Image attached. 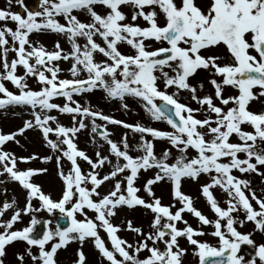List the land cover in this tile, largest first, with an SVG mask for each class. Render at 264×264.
Instances as JSON below:
<instances>
[{
    "label": "snow or ice",
    "instance_id": "obj_1",
    "mask_svg": "<svg viewBox=\"0 0 264 264\" xmlns=\"http://www.w3.org/2000/svg\"><path fill=\"white\" fill-rule=\"evenodd\" d=\"M13 5L23 12L13 10ZM141 19L143 24L137 22ZM34 33H55L70 49L59 39L48 49L31 39ZM123 45L130 50L123 51ZM219 47L226 48V56L204 54ZM59 61L71 62V78L58 75L64 71ZM18 66L23 75L17 74ZM200 71L208 73L212 89L203 95L199 93L204 84L191 83ZM29 77L39 88L29 86ZM4 81L18 91L9 90ZM229 87L235 94H225ZM97 89L118 100L125 111L130 110L127 99L134 98L151 120L166 122L171 130L126 122L74 99ZM185 91L199 107L181 101ZM55 97H63L64 103L53 102ZM260 97L264 0H38L36 10L25 0H7V7L0 8V109L22 106L30 118L15 131H0V176L25 190L23 207L15 196L0 205V264H5L7 248L20 241L26 247L16 253L17 264H58V250L72 241L80 245L74 264H87L83 245L88 240L107 264H184L189 251L197 264H264V242L253 238L256 232L264 233V192L258 195L248 178L253 173L264 177V111L250 109L251 101ZM53 111L69 114L71 125L65 126ZM109 125L128 131L115 140ZM26 130H38L51 154L18 156L3 147L9 141L19 144L16 137ZM82 130H90L97 144L95 159L78 147ZM129 133L138 134L134 144ZM233 135L238 142H233ZM97 137L107 145V154ZM155 141H166L169 147L157 153ZM189 150L195 154L189 155ZM37 159L45 164L55 161L63 183L58 199L33 180L48 168L19 167ZM65 160L70 163L67 170ZM80 160L89 165L87 171ZM106 164L109 171L101 175ZM153 169L143 184L145 199L136 183L141 170ZM202 175L208 181L200 185L201 194L214 218L182 190L184 179L199 182ZM165 181L179 207L163 203L155 194L153 186ZM105 185L107 190L100 191ZM216 188L225 195L223 205L214 194ZM137 206L152 214L147 231L128 218L114 223L121 209ZM57 210L67 226L57 223L53 229L52 221L44 220L42 235L37 233L35 226L41 221L36 214ZM185 213L195 217L199 227H193ZM24 215L31 216L28 225L15 228ZM246 222L254 225L252 231L238 229ZM121 231L137 238H122ZM206 235L215 242L200 239ZM181 238L190 249L180 245Z\"/></svg>",
    "mask_w": 264,
    "mask_h": 264
},
{
    "label": "rangeland",
    "instance_id": "obj_2",
    "mask_svg": "<svg viewBox=\"0 0 264 264\" xmlns=\"http://www.w3.org/2000/svg\"><path fill=\"white\" fill-rule=\"evenodd\" d=\"M25 3L32 9L36 10V5L38 3V0H25ZM7 7V0H0V8H5ZM13 10L23 12V9L13 5ZM126 11H129L126 9ZM82 19L84 17H81ZM63 22V21H61ZM138 23L143 24V20L137 21ZM31 39L33 40H39L41 43H43L48 49H51L54 45V43L59 39L61 46L65 49H70V44L67 42V40L61 36H58L55 33H46V34H32ZM128 47V46H126ZM14 56V53H10L9 57L11 58ZM100 57H97L99 59ZM59 66L64 70L58 75L61 76V78H71V74L68 71V69L71 67V62L70 61H59ZM24 69L22 66H18L17 68V74L23 75ZM203 78H199L196 81L200 82L203 81ZM193 83L194 85H198L199 83ZM6 87L9 88V90L13 92H17L18 90L16 87L10 82V81H4ZM28 83L29 86L32 88H39V84L37 81L29 77L28 78ZM204 84V90L203 92H200V95L210 93V90H206V84L203 81ZM181 101L184 103H190L192 107H199L195 102L190 101L189 93L188 92H182L181 93ZM74 99L79 101L82 105L88 104L93 106L94 108L102 110L106 114H110L115 116L118 119L124 120L126 122H140L152 127H155L157 129L161 130H171L170 126L167 125L166 122L163 121H153L151 120L148 115L145 113L143 110L142 106L134 99L129 97L127 99V103L130 105V110L125 111L120 107V102L117 100H110L106 97V94L102 90H93L90 93H83L79 96H74ZM53 102L58 103V104H63L64 103V98L63 97H55L53 98ZM52 115H57L58 119L65 125V126H70L71 125V116L69 114H58L55 111L51 113ZM29 112L25 107L22 106H15V107H9L7 110L0 109V131L4 133L12 132L17 130L19 127L22 126L23 121L25 119H29ZM97 123H101V121L97 120ZM109 129H111L114 133L113 139L119 140L120 136L122 133L116 125H109ZM247 130H251L249 126L245 127ZM128 131V130H127ZM17 140H19V144L15 143L14 141H9L7 142L3 147L6 150L12 151L18 156H26L30 155L32 153H38L39 155H50L51 150L45 145L43 142L42 136L39 133L38 130H26V132L22 135H18L16 137ZM233 142H238V138L233 135L231 137ZM138 140V134L133 136L132 133H129V142L134 144ZM97 141L99 144H103V148L101 149L103 154H107V145L104 144L102 140L97 137ZM78 147L82 150H85L89 156H91L93 159H95V151L97 150V144L92 142L91 139V134L90 130L89 131H84L82 130L78 134V139H77ZM156 145V151L157 153L161 152V150L165 147H169L166 141H155ZM174 155L176 154L175 150L173 149ZM136 151L132 152V155H137ZM195 153L192 150H189V155H194ZM79 163L81 164V167L84 171H87L89 169V165L87 164L86 161L80 160ZM64 166L65 170L70 167V163L68 161H64ZM20 168H26V167H46L48 168V172L46 174H38L33 177L34 182L38 183L41 185L43 191H45L46 194H51L53 199H58L61 195V190L63 183L60 179V177L57 175L56 171V166H55V161H50L48 163H43L39 159L36 161L29 162L27 164L25 163H20L19 164ZM109 165H105L103 170L101 171V175L109 171ZM153 170H149L145 172L144 170H141L140 177L136 183V186L141 189L140 193H138L141 196H144L145 199H147V194L143 191V184L145 183L146 179L152 177ZM235 175H242L234 170ZM248 178L251 179L252 181V186L256 190L257 194L259 195L261 192H264V177H261L256 174H249ZM208 181V177L206 175H202L199 179V182L192 181L191 179L186 180L183 182L182 185V190L190 195L194 196L193 199L195 201V206L202 210L209 218H214V213L210 210V207L206 203L205 198L201 194L200 190V185L202 183H205ZM58 182V185H57ZM108 184H111V182H108ZM14 185H19L18 182ZM14 185H11L10 187L13 188ZM20 186V185H19ZM59 186V187H58ZM9 187V188H10ZM21 187V186H20ZM189 187L194 189L195 193L190 192ZM58 188V190H56ZM60 188V190H59ZM154 192L157 196L162 197V202H166V204L169 203H176L177 207H179V203L176 201H172L171 196V185L169 182H158L156 185L153 186ZM107 190V185L102 186L100 191L104 192ZM214 194L216 197L220 200L221 204L223 205L225 195L224 193L219 189L216 188L214 189ZM35 206H39V201L34 200L33 201ZM25 204V200L21 201V207H23ZM121 213L117 217L114 218V223H119L122 219L128 218L132 219L133 222L136 225H142L143 228L147 231L149 228V224H146V219H148L149 223V211L143 209L142 207L137 206L135 209L129 210L126 207L121 209ZM59 212L58 210L54 212L53 214H48L46 211H41L40 213H37V218H47L52 223L50 224L49 227L55 228L56 224L54 222V216L58 215ZM89 216L94 215L91 211H89ZM185 219L188 220V222L193 226V227H199L198 221L195 217H193L189 213L184 214ZM28 218V223L31 219L30 215H27ZM78 218L82 219L83 217H80L78 215ZM28 225V224H27ZM183 226V225H181ZM238 229L242 232H247V231H252L254 228V225L251 223H245L244 226L240 227L239 225ZM205 229L207 231H211V228L208 226H205ZM260 234V232H259ZM264 234V233H262ZM122 238L128 239L129 241H132L136 239L137 237L135 236L134 233L129 232V231H121L118 233ZM255 235V234H254ZM102 238L106 240V244L110 247V241H107V236L106 233H101ZM203 240H210L212 242H215L214 238L211 236H203L200 237ZM206 238V239H205ZM182 239V238H181ZM179 240V242L181 241ZM52 242H49V246ZM22 246L23 250L26 247V242L22 241ZM184 247H188L190 249L189 245H184ZM80 248L79 242L78 241H72L67 245L66 247L62 248L61 250H58L57 254V259H58V264H65V257L68 259V264H74V261L77 259L76 252ZM23 250H17L14 244L10 247L7 248V255L3 258L5 260V264H17L16 260V253L17 252H22ZM33 251H37L36 248H33ZM62 251V252H61ZM83 251L87 257V264H107L106 261H102V258L100 257L98 250L95 249L94 244L91 242V240H88L85 242L83 245ZM64 254V256L62 255ZM69 253V256L66 254ZM147 253H142V255H146ZM26 264H30V261L26 260ZM184 264H197L196 258L193 257L191 254V251L184 257Z\"/></svg>",
    "mask_w": 264,
    "mask_h": 264
},
{
    "label": "bare ground",
    "instance_id": "obj_3",
    "mask_svg": "<svg viewBox=\"0 0 264 264\" xmlns=\"http://www.w3.org/2000/svg\"><path fill=\"white\" fill-rule=\"evenodd\" d=\"M117 128L121 131V132H126L127 130L126 129H124L123 127H119V126H117ZM186 180H188V179H184V181L183 182H185ZM0 181H4V183H2V184H0V205H2V203L4 202V200L5 199H7V200H11L12 199V197L13 196H15L16 197V199H17V202H18V205L21 207V201L22 200H25V190L24 189H22V187H20L19 185L17 186V185H14V184H16L17 182H15V181H12V180H10V179H6V175L5 176H0ZM11 185H14L13 186V188H11L10 186ZM57 185H58V182H57ZM10 187V188H9ZM59 187V186H58ZM5 188L7 189V192H5L4 190H5ZM56 190H58V188H56ZM59 190H60V188H59ZM189 190H190V192H192V193H195V191H194V189H192V188H190L189 187ZM171 196V199H172V201H174L173 200V197H172V195H170ZM194 197V196H193ZM163 203H165L166 204V202H163ZM122 211H120L119 213H121ZM6 216L8 217V218H10V216H11V210H8L7 212H6ZM148 216H149V220H151V218H152V214L149 212V214H148ZM27 224H28V218H27V215H24L23 217H22V221H19V222H17L15 225H14V227L15 228H22V227H24V226H27ZM146 224H149V221H148V219H146ZM101 233H105V232H103V230H101ZM100 233V234H101ZM200 239H202V238H200ZM206 239V238H205ZM207 240V239H206ZM182 242L183 243H185L184 245H188L187 244V241L185 240V239H181V241L179 242L180 243V245L181 246H183V244H182ZM14 246L16 247V249L17 250H23V246H22V244H21V241L20 242H15L14 243ZM61 250V249H60ZM62 252V251H61ZM68 256H69V253H66ZM62 255L64 256V254L62 253ZM65 264H68V259L65 257Z\"/></svg>",
    "mask_w": 264,
    "mask_h": 264
},
{
    "label": "flooded vegetation",
    "instance_id": "obj_4",
    "mask_svg": "<svg viewBox=\"0 0 264 264\" xmlns=\"http://www.w3.org/2000/svg\"><path fill=\"white\" fill-rule=\"evenodd\" d=\"M197 2L198 3H205V2H207V0H197ZM125 11H126V9H125ZM122 50L123 51H129L130 49L128 47H126V45H123L122 46ZM204 54H206V55H220L222 57L227 55L226 48H224V47L211 49L210 51H208V52H206ZM199 78H203L204 79L203 81L206 84V90L212 91L211 85L208 83V73L204 72V71H200L199 75L195 76V78H193L191 81L195 84L197 82L196 80L199 79ZM203 81H200V82H197V83H201V82L203 83ZM235 92H236L235 89H232V88L229 87L225 94H235ZM250 109L253 110V111H257V112L264 111V97H260L259 99L251 101ZM243 127H247V125H244ZM246 223H251V222H246ZM254 234L255 235H254L253 238L258 243L264 242V234H262V233L259 234V232H256Z\"/></svg>",
    "mask_w": 264,
    "mask_h": 264
},
{
    "label": "water",
    "instance_id": "obj_5",
    "mask_svg": "<svg viewBox=\"0 0 264 264\" xmlns=\"http://www.w3.org/2000/svg\"><path fill=\"white\" fill-rule=\"evenodd\" d=\"M60 220H61V224H62L63 226H67V224L69 223V222H68L66 219H64V218H60ZM43 230H44V223L41 222V223L39 224V230H38V233H39L40 235H42Z\"/></svg>",
    "mask_w": 264,
    "mask_h": 264
}]
</instances>
